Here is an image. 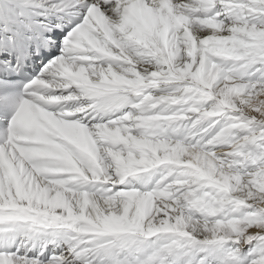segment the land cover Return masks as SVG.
I'll return each mask as SVG.
<instances>
[{
	"label": "snow or ice",
	"instance_id": "obj_1",
	"mask_svg": "<svg viewBox=\"0 0 264 264\" xmlns=\"http://www.w3.org/2000/svg\"><path fill=\"white\" fill-rule=\"evenodd\" d=\"M0 264H264V0H0Z\"/></svg>",
	"mask_w": 264,
	"mask_h": 264
}]
</instances>
